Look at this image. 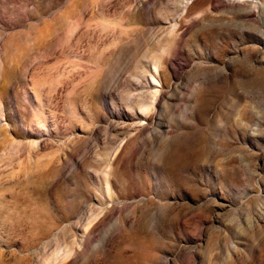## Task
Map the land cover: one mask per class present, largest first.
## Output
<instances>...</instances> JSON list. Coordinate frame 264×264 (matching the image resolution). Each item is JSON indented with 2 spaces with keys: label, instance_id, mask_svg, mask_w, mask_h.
I'll list each match as a JSON object with an SVG mask.
<instances>
[{
  "label": "rangeland",
  "instance_id": "rangeland-1",
  "mask_svg": "<svg viewBox=\"0 0 264 264\" xmlns=\"http://www.w3.org/2000/svg\"><path fill=\"white\" fill-rule=\"evenodd\" d=\"M0 264H264V0H0Z\"/></svg>",
  "mask_w": 264,
  "mask_h": 264
},
{
  "label": "bare ground",
  "instance_id": "bare-ground-1",
  "mask_svg": "<svg viewBox=\"0 0 264 264\" xmlns=\"http://www.w3.org/2000/svg\"><path fill=\"white\" fill-rule=\"evenodd\" d=\"M154 69L157 71L159 69L158 64H154ZM111 190V187H109V191Z\"/></svg>",
  "mask_w": 264,
  "mask_h": 264
}]
</instances>
